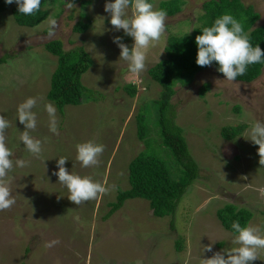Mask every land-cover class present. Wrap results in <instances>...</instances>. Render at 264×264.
<instances>
[{
	"label": "rangeland",
	"instance_id": "1",
	"mask_svg": "<svg viewBox=\"0 0 264 264\" xmlns=\"http://www.w3.org/2000/svg\"><path fill=\"white\" fill-rule=\"evenodd\" d=\"M167 1L152 0L157 9ZM182 1L181 14L167 18L160 40L145 50L147 67L139 75L119 60L113 37H123L129 48L134 42L110 24L106 0H92L84 8L74 4L72 9L64 2L48 4L49 17L59 25L52 37L47 35L48 19L36 28H25L16 25L11 9L0 13V58L10 57L0 64V115L10 121L5 137L12 159L30 162L10 173L16 203L0 211V264H202V259L232 247L231 233L218 220V210L226 205L246 208L253 214L248 223L264 224V166L259 164L258 145L246 139L251 124L264 120V69L251 84L225 81L212 69L188 86L177 84L171 101L175 122L184 132L200 177L174 216L155 218L147 201L133 199L104 220L118 191L130 188L128 168L140 153L174 165L170 151L154 133V102L161 88L147 71L165 57L169 35L183 37L201 25L203 4L209 0ZM242 2L254 7L260 14L257 25H264V0ZM86 20L91 28L85 34L74 33L77 23ZM52 40H60L65 51L82 49L91 59L81 77L87 91L80 105L65 106L62 114L56 108L59 135L49 131L44 110L57 67V59L44 49ZM205 83L210 89L200 97ZM130 84L137 88L133 98L124 91ZM28 97L37 98V128L30 134L43 142L40 158L31 156L19 140L25 129L16 120L17 107ZM138 116L148 132L144 143L137 135ZM89 140L103 144L104 151L98 165L85 168L76 159L75 145ZM60 156L68 159L65 167L70 172L115 185L116 190L80 205L72 203L52 174L58 171ZM51 241L58 243L47 247ZM209 245L212 251H204ZM259 258L252 264H264V251Z\"/></svg>",
	"mask_w": 264,
	"mask_h": 264
},
{
	"label": "trees",
	"instance_id": "2",
	"mask_svg": "<svg viewBox=\"0 0 264 264\" xmlns=\"http://www.w3.org/2000/svg\"><path fill=\"white\" fill-rule=\"evenodd\" d=\"M92 0H70L82 7L91 5ZM63 5L61 0H42L40 11L31 16L21 15L17 6L7 5L0 0V13L11 9L13 20L19 27L36 28L49 17L47 5L56 3ZM151 3L152 0H150ZM184 2L182 0H170L161 2L158 9L167 11V18H174L181 14ZM228 13L234 16L244 25L249 33L253 46L259 45L264 51V25H257L260 14L254 7L246 6L242 0H209L203 4V15L200 18L201 25L183 37L169 35L164 47L165 57L151 67L147 74L151 81L161 88V96L154 102L157 111L156 133L165 149L169 150L174 165L169 167L164 161L148 152L140 153L129 165L128 190H119L116 202L110 204V211L104 220L109 219L114 213L124 206L127 200L142 199L148 202L153 217L165 218L174 216L179 203L189 188L200 177V169L191 157L183 130L176 124L172 98L176 94V86H188L195 77L202 72L212 69L218 76H223L216 69L217 64L200 67L196 64L197 46L195 37L201 34L203 27L210 26L215 19ZM91 21L86 20L77 23L74 33L85 34L91 28ZM44 49L57 59V67L50 80V90L47 98L53 102L62 114L65 106H78L87 89L83 86L81 77L91 67L90 57L79 49L77 51H65L60 40H52L44 45ZM12 57V56H11ZM7 58H0V64H4ZM264 64H253L247 69L244 76L238 77L235 82L251 84L263 73ZM210 85L205 83L200 88V97L209 91ZM124 91L130 98L137 93L134 85H126ZM137 135L141 142L148 138L147 128L143 117L138 116ZM226 136V135H225ZM227 137V136H226ZM229 138V137H227ZM146 145V143H145ZM264 215V212H262ZM253 214L246 208H238L236 205H226L217 211V218L225 230L231 233V223L239 221L246 225L252 219ZM178 244V243H177ZM178 248V246H177ZM179 250V248H178Z\"/></svg>",
	"mask_w": 264,
	"mask_h": 264
},
{
	"label": "clouds",
	"instance_id": "3",
	"mask_svg": "<svg viewBox=\"0 0 264 264\" xmlns=\"http://www.w3.org/2000/svg\"><path fill=\"white\" fill-rule=\"evenodd\" d=\"M7 5H17L21 15L31 16L40 11L42 0H4ZM65 7L72 9L74 3L64 0ZM104 11L110 17V24L116 31L123 30L124 35L133 40L129 48L122 42L123 37L114 36L113 43L120 49L119 60L127 64L132 74L139 75L146 70V49L159 41L166 30L167 11L157 9L150 0H106ZM47 35L52 37L58 28L54 17L47 20ZM190 33L187 32L186 34ZM197 46L196 64L200 67L217 64V71L222 73L225 81L234 82L244 76L250 65L264 64V51L259 45L253 46L249 33L245 31L241 21L233 15L225 13L215 19L210 26L203 27L201 34L195 37ZM37 98L28 97L17 107L16 120L24 125V131L19 137L20 142L31 156L40 158L43 154V142L35 139L31 130L37 128ZM48 115V128L54 135H59L56 116V106L53 102L44 104ZM10 121L0 115V211L13 207L16 203L12 196L10 183L12 173L17 168L29 166L25 159L13 160V153L6 144L5 130L10 127ZM254 145H258L259 164L264 166V120L254 121L247 129V137ZM76 159L85 168L99 164V156L104 151V145L89 140L75 145ZM68 159L60 156L56 160L53 175L67 189V198L74 204L94 200L100 194H109L116 190L115 185H105L95 181L90 176H80L70 172L65 164ZM230 241L232 247L221 252H215L211 258L202 259V264H252L264 251V224L248 223L241 225L237 220L231 223ZM58 241H51L47 247H52ZM212 251L211 245L204 251Z\"/></svg>",
	"mask_w": 264,
	"mask_h": 264
}]
</instances>
